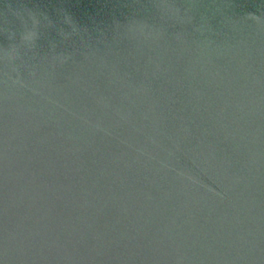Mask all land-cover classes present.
<instances>
[{"label": "water", "instance_id": "95a60500", "mask_svg": "<svg viewBox=\"0 0 264 264\" xmlns=\"http://www.w3.org/2000/svg\"><path fill=\"white\" fill-rule=\"evenodd\" d=\"M0 264H264V0H0Z\"/></svg>", "mask_w": 264, "mask_h": 264}]
</instances>
